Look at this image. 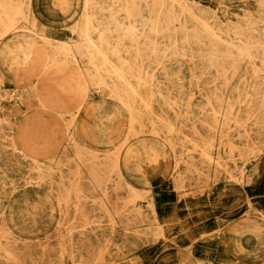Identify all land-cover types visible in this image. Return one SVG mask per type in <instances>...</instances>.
<instances>
[{
  "label": "rangeland",
  "instance_id": "rangeland-1",
  "mask_svg": "<svg viewBox=\"0 0 264 264\" xmlns=\"http://www.w3.org/2000/svg\"><path fill=\"white\" fill-rule=\"evenodd\" d=\"M11 1L0 264H264V0ZM87 27L107 41L97 77Z\"/></svg>",
  "mask_w": 264,
  "mask_h": 264
},
{
  "label": "bare ground",
  "instance_id": "bare-ground-1",
  "mask_svg": "<svg viewBox=\"0 0 264 264\" xmlns=\"http://www.w3.org/2000/svg\"><path fill=\"white\" fill-rule=\"evenodd\" d=\"M4 1H6V0H4ZM9 1V0H8ZM11 1V0H10ZM30 1V0H29ZM87 1H90V0H87ZM12 3H13V1H11ZM11 2H5V4L4 3H0V15L1 16H4L5 17V19L7 20V24H6V29L7 30H10V29H12V28H16L17 26H16V19H17V17L19 16V14H21L22 12H21V9H13L14 7H16L17 5V3L15 4L16 6H11ZM92 2V1H91ZM114 2V1H113ZM89 3V2H88ZM177 4V3H176ZM88 5V4H87ZM13 7V8H12ZM21 8V7H20ZM126 9H127V7H126ZM122 11H124V10H122ZM128 14V13H127ZM17 16V17H16ZM22 16H23V14H22ZM24 17V16H23ZM82 17H85V16H82ZM112 17V16H111ZM128 17H130V16H128ZM2 18V17H1ZM1 18H0V24L2 23V20H1ZM19 18H20V16H19ZM29 18V17H28ZM90 18V17H89ZM89 20V19H88ZM111 20V19H110ZM23 21H24V19H23ZM84 21V20H83ZM112 21H114V19H112ZM176 21V20H175ZM174 21V22H175ZM20 22H21V20H20ZM19 22V23H20ZM25 22H27V20L25 21ZM35 22V21H34ZM19 23H17V24H19ZM32 24H33V22H32ZM116 24H117V22H116ZM124 25V24H123ZM16 26V27H15ZM31 26V25H30ZM36 25L34 24V27H35ZM117 26H118V24H117ZM118 28V27H117ZM123 27H121V29H122ZM36 29V28H35ZM72 29H74L73 27H72ZM130 29V28H129ZM133 29V28H132ZM7 30H6V32H7ZM82 30V29H81ZM93 30V29H92ZM128 30V29H127ZM29 31V30H28ZM71 31V30H70ZM83 31V30H82ZM110 31V30H109ZM131 31V30H130ZM76 32V31H75ZM128 32V31H127ZM153 32V31H152ZM104 33H106V32H104ZM129 33V32H128ZM8 34V33H7ZM103 34V33H102ZM110 34H111V32H110ZM131 34V33H130ZM54 37V36H53ZM99 37H100V35H99ZM135 38H136V36H134ZM1 38H3V37H1ZM80 38V37H79ZM47 39H48V37L47 36H44L43 37V39L41 38V40H43V42L46 40V42H47ZM24 40V39H23ZM134 40H136V39H134ZM59 41V40H58ZM107 41H106V37H104L103 35H101V37L98 39V40H96V39H94V37L92 36V34H91V32H90V28L89 27H87L86 28V30L83 32V34H82V36H81V44H82V46H81V44H80V46L79 47H77V49L79 50V48L80 47H82L83 48V45H84V47H85V51H86V53H89V62L92 64V66H93V68L96 70V76L95 77H97L99 74H100V72H101V70H102V68L104 67V66H106V65H108L109 64V62H110V59H109V56H108V53H107V51L106 50H104V44L106 43ZM134 42V41H133ZM136 42V41H135ZM225 42V41H224ZM48 43V42H47ZM44 44H46L45 42H44ZM50 44H51V42H50ZM124 44V43H123ZM60 45H62L61 46V49H63V51L62 52H64V54L65 55H67V56H73L74 55V50H73V48H72V45L71 44H69V43H60ZM47 46V45H46ZM78 46V45H77ZM117 46V45H116ZM60 49V50H61ZM111 49H113V48H111ZM16 50H17V56H19V55H22L23 57H24V59H25V61L26 62H28V61H30V60H32L33 58H34V56H35V49H34V43H32V42H30V41H26V40H24V41H22V42H18L17 44H16ZM60 50H59V52H60ZM108 50H110L109 48H108ZM55 51H56V49H55ZM75 51H77L76 49H75ZM112 51V50H111ZM241 51V50H240ZM80 52V51H79ZM110 52V51H109ZM115 52H118L117 50H115ZM138 52V51H137ZM155 52V51H154ZM246 52V51H245ZM56 53H57V51H56ZM114 53V50L112 51V54ZM140 53V52H139ZM241 53H242V51H241ZM16 54V53H15ZM63 54V55H64ZM155 54V53H154ZM166 54V53H165ZM212 54V53H211ZM210 54V55H211ZM218 54V53H217ZM64 55V56H65ZM79 55V54H78ZM244 55V54H243ZM246 56H247V54H245ZM245 55H244V57H245ZM60 56V55H59ZM58 56V57H59ZM120 56V55H119ZM175 56V55H174ZM52 58H56V57H52ZM76 58V57H75ZM246 58V57H245ZM53 59V60H54ZM79 59V58H78ZM225 59V58H224ZM250 60L252 59V58H249ZM56 60V59H55ZM122 60V59H121ZM249 60V61H250ZM49 61V60H48ZM51 61V60H50ZM49 61V62H50ZM57 61V60H56ZM68 61V60H67ZM55 63V62H54ZM53 63V64H54ZM77 63V62H76ZM76 63H74V64H76ZM125 63H128V62H125ZM47 64H48V62H47ZM66 65V64H65ZM64 65V66H65ZM67 65H69V64H67ZM128 64H126V66H127ZM52 65H50V67H51ZM122 66V65H121ZM123 66H125L124 64H123ZM125 66V67H126ZM46 67H47V65H46ZM67 67V66H66ZM125 67H122V68H120V67H116V66H111V68H112V75L115 77V78H117V79H119L122 83H124V85H126V84H128L127 86H129V90H128V92H130L132 95L134 94V96L135 95H137L138 94V91H137V89L135 88V87H133V86H131L128 82H127V77H128V72H127V70H126V68ZM57 68V67H56ZM65 68V67H64ZM125 68V69H124ZM128 69V68H127ZM55 70H58V69H55ZM48 71V70H47ZM50 71V70H49ZM88 71V70H87ZM61 72V71H60ZM19 73V72H18ZM18 73H17V75H18ZM45 73V72H44ZM50 73V72H49ZM46 74V73H45ZM48 74V73H47ZM46 74V75H47ZM104 74V73H103ZM109 74V73H108ZM146 74H147V72H146ZM16 75V76H17ZM109 75H111V74H109ZM83 77V76H82ZM88 77H89V75H88ZM92 77H93V75H92ZM95 77H93L94 79H95ZM87 78V77H86ZM108 78V77H107ZM107 78H106V81H107ZM111 77H109V79H110ZM88 79V78H87ZM101 79V78H100ZM105 79V78H104ZM102 80V81H105V80ZM82 80H84V79H82ZM88 80H90V79H88ZM92 78H91V82H92ZM66 81H67V79H66ZM85 81V80H84ZM94 81V80H93ZM105 81V82H106ZM112 81V80H111ZM71 82H73V80L71 81ZM75 82V81H74ZM97 82V81H96ZM43 83V82H42ZM67 83V82H66ZM84 83V82H83ZM95 83V81L92 83V84H94ZM102 83L103 82H100V81H98L97 82V85H100V86H102ZM70 84V83H69ZM75 84V83H74ZM73 84V85H74ZM86 84V83H85ZM84 84V85H85ZM95 85V84H94ZM105 85H106V83H105ZM38 86V85H37ZM41 86H44L43 84L41 85ZM40 86V87H41ZM59 86V85H58ZM69 86H71V85H69ZM104 86V85H103ZM102 86V87H103ZM107 86V85H106ZM106 86H105V88H106ZM39 87V88H40ZM75 87H77L76 85H75ZM79 87V86H78ZM97 87H99V86H96V88ZM115 87H117V86H115ZM110 88V87H109ZM123 88V87H122ZM45 89V88H44ZM63 89V88H62ZM61 89V90H62ZM71 89V87H69V90ZM74 89V88H73ZM71 90L72 92H74V90ZM108 89V88H107ZM84 90H85V88H84ZM87 90H88V88H87ZM109 90V89H108ZM46 91V90H45ZM67 91H68V89H67ZM79 91V90H78ZM100 91V90H99ZM125 91L126 90H123V89H119V88H116L115 90H114V93H115V98L118 100V102L120 101L121 102V104H122V106H123V104L125 105V106H127L130 110H132V106H131V100H125V98H124V95L123 94H125ZM48 92V91H47ZM46 92V93H47ZM82 92V91H81ZM80 91L79 92H77V93H81ZM84 92V91H83ZM88 92V91H87ZM95 92V91H94ZM40 93V92H39ZM48 93H50V92H48ZM68 93H69V91H68ZM85 94H86V91L84 92ZM89 93H90V91H89ZM113 93V94H114ZM85 94H83V95H85ZM127 94V93H126ZM62 95V94H61ZM112 95V94H111ZM49 96H51V95H49ZM81 96H82V93H81ZM161 96V95H160ZM43 97V96H42ZM53 97V96H52ZM51 97V98H52ZM44 98V97H43ZM50 98V97H49ZM56 98V97H55ZM63 98V97H62ZM78 98H80L79 96H78ZM85 98V97H84ZM110 98H111V96H110ZM216 98V97H215ZM45 99V98H44ZM57 99V98H56ZM65 99V98H64ZM115 99V101H117ZM37 100H39V99H37ZM66 100V99H65ZM84 100V99H83ZM51 101H52V99H51ZM46 102V101H45ZM49 102H50V100H49ZM64 102V101H63ZM119 102V103H120ZM219 102V101H218ZM53 103V102H52ZM132 103H133V101H132ZM67 103H65V105H66ZM209 104V103H208ZM221 104V103H220ZM46 105H48V104H46ZM83 106V105H82ZM175 106V105H174ZM65 107H67V106H65ZM82 108V107H81ZM75 109H76V107H75ZM63 110V109H62ZM52 111V110H51ZM62 112V111H61ZM63 112H65L64 110H63ZM67 112V111H66ZM174 112V111H173ZM58 115V114H57ZM66 115H67V113H66ZM66 115H64V116H66ZM63 116V117H64ZM62 117V116H61ZM132 117V116H131ZM62 119V118H61ZM248 120H249V117H248ZM74 123V122H73ZM70 126V125H69ZM196 126V125H195ZM69 134V133H68ZM67 134V135H68ZM240 134V133H239ZM220 141V140H219ZM72 143H74V142H72ZM123 144V143H122ZM231 145V144H230ZM76 146H77V144H76ZM170 148V147H169ZM76 150V149H75ZM85 150V149H84ZM117 150V149H116ZM77 151V150H76ZM81 156V155H80ZM89 156V155H88ZM118 157V156H117ZM174 157V156H173ZM205 157V156H204ZM93 158V157H92ZM206 158V157H205ZM211 160H213V159H211ZM211 160H209V161H211ZM208 161V160H207ZM36 162V161H35ZM36 164V163H35ZM90 165H91V163H90ZM93 165H95V164H93ZM59 167V166H58ZM120 168V167H119ZM121 169V168H120ZM42 171V170H41ZM36 172V171H35ZM121 175H122V172H121ZM50 176V175H49ZM90 176V175H89ZM44 177V176H43ZM95 179H96V177H95ZM40 181L42 180V179H39ZM44 180H46V179H44ZM99 182V181H98ZM102 182V181H101ZM101 184V183H100ZM99 184V185H100ZM101 187V186H100ZM103 187V186H102ZM97 188H99V186L97 187ZM101 189V188H100ZM117 189V188H116ZM132 189V188H131ZM52 190V189H51ZM137 191V190H136ZM139 193V192H138ZM131 201V200H130ZM97 202V201H96ZM134 202H135V200H134ZM58 204V203H57ZM85 219V218H84ZM7 255V254H6ZM62 255V254H61ZM10 256V255H9ZM82 259V258H81ZM98 261V260H97Z\"/></svg>",
  "mask_w": 264,
  "mask_h": 264
}]
</instances>
